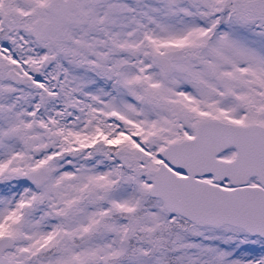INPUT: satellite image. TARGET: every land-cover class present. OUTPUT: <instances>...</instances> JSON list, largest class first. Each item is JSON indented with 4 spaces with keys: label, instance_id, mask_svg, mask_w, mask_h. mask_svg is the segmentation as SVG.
Listing matches in <instances>:
<instances>
[{
    "label": "snow or ice",
    "instance_id": "1",
    "mask_svg": "<svg viewBox=\"0 0 264 264\" xmlns=\"http://www.w3.org/2000/svg\"><path fill=\"white\" fill-rule=\"evenodd\" d=\"M0 264H264V0H0Z\"/></svg>",
    "mask_w": 264,
    "mask_h": 264
}]
</instances>
